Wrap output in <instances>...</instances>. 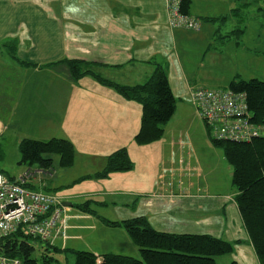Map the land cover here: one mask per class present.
Masks as SVG:
<instances>
[{
    "label": "crops",
    "instance_id": "1",
    "mask_svg": "<svg viewBox=\"0 0 264 264\" xmlns=\"http://www.w3.org/2000/svg\"><path fill=\"white\" fill-rule=\"evenodd\" d=\"M231 1L190 0L188 15L200 22V29L193 31L169 25L165 0H0V45L10 43L0 47V105L3 99L9 100L7 110L12 113L8 123L0 118V138L14 125L18 103L24 96L29 121L40 122L42 136L61 135L74 149L80 143L97 147L88 154L85 170L79 175L95 182L90 185L92 190L62 198L72 203L66 205L67 238L58 237L46 248H56L66 257L69 251H88L99 258L106 254L139 258L140 251L125 229L107 226L102 219L146 217L159 232L241 240L232 261L246 264V251L254 256L248 263L258 261L237 205L233 170L224 152L210 139L196 142L166 126V141L170 135L174 143L167 145L169 151L161 167L155 169L152 150L134 146L141 125L140 104L94 76L75 80L65 63H90L89 69L97 75L128 86L143 84L160 65L176 99L172 119H195L199 116L191 91L216 88L212 79L215 73L222 77L224 88H230L236 77L246 80L252 74L258 78L251 70L234 76V58L229 53L239 55V42L237 47L229 44L225 52H219L216 39L221 30L210 19L227 12ZM250 57L246 54L245 60ZM243 68L247 69L246 63ZM121 148L127 149L134 168L94 178L106 166L108 156ZM139 158L143 164H138ZM139 166L146 170L140 176ZM223 166L226 184L218 173ZM133 170L136 173H131ZM104 182L116 184L117 189L99 191ZM33 186L49 194L56 190L53 182L46 180ZM87 202L94 214L76 208ZM104 209H111L113 216H105Z\"/></svg>",
    "mask_w": 264,
    "mask_h": 264
},
{
    "label": "trees",
    "instance_id": "2",
    "mask_svg": "<svg viewBox=\"0 0 264 264\" xmlns=\"http://www.w3.org/2000/svg\"><path fill=\"white\" fill-rule=\"evenodd\" d=\"M189 6L190 0H182L181 11L188 14ZM210 20L214 22L216 18ZM9 44L3 43L0 47H9ZM11 55L15 57L14 53ZM65 63L75 80L86 75L94 76L100 82L113 87L124 98L142 105L141 125L135 136L137 144H149L164 135L165 125L174 116L176 99L162 66L158 65L154 74L143 84L128 86L97 75L89 69L90 63L73 60H66ZM229 89L246 94L249 120L264 127V81L235 79ZM211 142L224 152L226 161L233 170L232 184L238 192L236 201L243 224L259 264H264V135L249 142L217 140L213 137ZM19 152L21 164L27 167L35 166L48 172L54 165L53 156H59L62 168L71 167L75 158L74 146L66 139L49 141L23 139L19 144ZM134 165L127 149L121 148L108 156L104 169L93 177L107 178L113 172L131 171ZM76 208L84 213L94 214L88 202L77 205ZM102 221L107 226L125 229L138 247L140 257L106 254L99 262V257L92 252L73 251L74 264H216L217 257L232 254L235 246L242 243L241 240L229 242L208 234L159 232L151 226L146 217ZM33 241L23 229H19L18 232L0 239V254L18 258L24 264H62L56 258L58 249L44 247V253L38 255V249L33 246ZM230 264L238 263L232 261Z\"/></svg>",
    "mask_w": 264,
    "mask_h": 264
},
{
    "label": "rangeland",
    "instance_id": "3",
    "mask_svg": "<svg viewBox=\"0 0 264 264\" xmlns=\"http://www.w3.org/2000/svg\"><path fill=\"white\" fill-rule=\"evenodd\" d=\"M231 8L228 9L227 12L223 13L219 17L216 18L215 24L218 29L221 30V32L217 36L218 46H219V52L223 51L225 52V48L232 44L235 47H237L236 43L239 42L238 47H240L241 51L237 57L232 55L230 52L229 54L232 56L234 65H235V74L238 72H241L243 75H246L249 70L252 71V73L257 72L258 78L253 77V75H247L246 81H250L252 79H258L261 81H264V0H232L231 1ZM227 9V6H226ZM242 30L239 32L238 30ZM221 37H224L221 39ZM222 42V43H220ZM221 46V47H220ZM235 47L233 48L235 50ZM246 54H249L251 57L250 59L245 60ZM239 63L238 64V60ZM245 60V61H244ZM254 60V63L252 61ZM261 60V61H260ZM243 63L247 64V69L243 68ZM252 63V64H251ZM227 68V65H225ZM221 72V70H219ZM223 72H226L225 69H222ZM216 83V88H209V89H228L229 87H222V77H220L219 73H215V75L212 78ZM235 79H240L239 77H236ZM231 83V82H230ZM229 83V84H230ZM207 86V85H206ZM3 105H0V118L4 119L6 123H8L9 119L11 118V112L7 110L8 105L10 104L9 100L3 99L2 100ZM15 104V101L14 103ZM7 105V106H6ZM141 108L142 105L140 104ZM25 114H24V111ZM142 118V116H141ZM14 125L11 126L10 129H7L5 131V134L0 138V172L5 174L8 177H19L21 174H23L27 168L26 165L21 164V154L19 152V144L23 139H35L39 141H49L52 139H61L64 137H60L61 135H47L44 134L42 136V132H40V122L37 120H33L32 122L29 121L28 115L26 114L25 110V101L24 96L22 97L21 101L18 103V110L15 114V119L13 120ZM169 123V124H168ZM165 127L167 126L168 129H173L171 131L175 133H180L184 135L187 134L192 139H195L197 142L198 140L205 141V139L211 140V133L209 131V128L204 120H202L200 117L194 118H187V119H180L178 117L173 118L168 122ZM15 126V127H14ZM57 127V126H55ZM51 128L50 132H54L56 128ZM167 129V128H166ZM48 133V130H45ZM202 131V132H201ZM167 133L169 131L167 130ZM170 136V135H169ZM166 141V132L164 130V135L149 144L145 145H139L137 142H134L135 147H143V149H151L153 154L155 155L154 158V168L157 169L161 167V161L163 157L166 156V154L169 151V147L167 146L169 143H174L173 137H169ZM67 140V139H66ZM135 140V139H134ZM96 146H94L92 149L96 150ZM76 152L75 157L76 159L73 163V167L69 168H62L60 167V160L59 156H53L52 159L54 161L53 169L49 171V175H45L42 177V183H45L48 181L53 182L55 185L52 193L53 195L63 198L64 196H75V195H81L85 194L89 191H91V186L95 183L90 181V179H80L79 175L83 170H85V162L87 161L89 157V153L93 152L92 149L85 145L84 143L77 144L75 146ZM138 164H143L144 161H142L141 158L138 159ZM137 164V162H136ZM222 165V164H221ZM55 172L53 173V171ZM143 171L141 166H139L137 172L140 176ZM57 172V173H56ZM131 173H136L135 170H133ZM219 174L222 175V178H224V181L226 184V178L227 172L226 168L223 166L222 169L219 170ZM101 181H106L104 179H101ZM91 185V186H90ZM44 187L48 186L43 185ZM112 188L117 189V185L111 182H104L103 186L100 187L99 191L101 190H111ZM225 186H223V189ZM51 192V191H50ZM103 213L105 216H113L111 209H104ZM111 215V216H110ZM227 237V236H226ZM232 242V241H229ZM38 255H41L44 253V249L37 248ZM236 253H239L236 251L232 254H227L224 256H220L216 258V264H230L232 262V258ZM67 257L65 254H58L56 255V258L60 260L62 264H74L75 257H72V254L70 252H67ZM244 259L243 261L246 264H252L248 263L251 262L250 258L254 260L253 254L246 251L244 253ZM73 258V259H72ZM45 264V263H42ZM255 264H259L257 260H255Z\"/></svg>",
    "mask_w": 264,
    "mask_h": 264
},
{
    "label": "built area",
    "instance_id": "4",
    "mask_svg": "<svg viewBox=\"0 0 264 264\" xmlns=\"http://www.w3.org/2000/svg\"><path fill=\"white\" fill-rule=\"evenodd\" d=\"M172 28L198 31L199 20L181 11L182 0H165ZM198 116L217 140L249 142L264 135V127L249 120L246 94L230 89L196 88L191 91ZM27 167L19 177L0 172V239L23 229L33 238V246L43 249L58 237L67 238V207L63 199L36 189L35 182L49 175ZM101 257L98 259L99 262ZM0 264H24L18 258L0 254Z\"/></svg>",
    "mask_w": 264,
    "mask_h": 264
},
{
    "label": "water",
    "instance_id": "5",
    "mask_svg": "<svg viewBox=\"0 0 264 264\" xmlns=\"http://www.w3.org/2000/svg\"><path fill=\"white\" fill-rule=\"evenodd\" d=\"M63 205H64V206H66V205H69V206H71V205H72V203H68V202H67V203H65V202H64V203H63ZM102 260H103V259L101 258V259H100V261H102Z\"/></svg>",
    "mask_w": 264,
    "mask_h": 264
}]
</instances>
